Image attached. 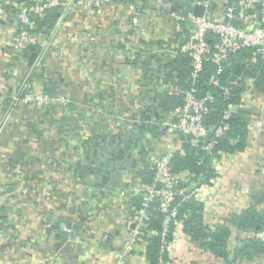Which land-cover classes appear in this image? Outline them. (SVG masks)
I'll return each mask as SVG.
<instances>
[{"label":"crops","instance_id":"1","mask_svg":"<svg viewBox=\"0 0 264 264\" xmlns=\"http://www.w3.org/2000/svg\"><path fill=\"white\" fill-rule=\"evenodd\" d=\"M116 1L101 15L71 10L57 40L34 52L31 65L28 59L18 75L11 71L15 22L0 20V123L6 120L0 132V264H149L146 255L125 253V219L135 190L145 184L142 171L150 156L166 147L162 123L170 94L180 91L163 68L174 56L168 45L179 37L169 12L185 14L204 0ZM124 2L165 13L153 20L145 12L142 31L155 39L149 48L141 39L143 50L138 44L140 75L132 81L119 61V43H131L123 30L134 17ZM90 35L98 42L90 46L92 55L81 56L78 42ZM28 89L58 101L16 104ZM259 97L257 122L247 121L246 148L220 164L223 188L210 215L212 224H229L230 256L218 257L180 236L172 253L176 264H234V253L239 264H252L253 256L236 253L251 232L229 220L250 206L264 211V99Z\"/></svg>","mask_w":264,"mask_h":264},{"label":"built area","instance_id":"2","mask_svg":"<svg viewBox=\"0 0 264 264\" xmlns=\"http://www.w3.org/2000/svg\"><path fill=\"white\" fill-rule=\"evenodd\" d=\"M34 1L32 4L23 3L18 5L17 10L11 15L10 10L0 0V20L12 17L15 22V35L12 38V48L17 60L15 61L16 67L11 68L12 75H18L17 69L28 59L35 57L34 53H31L30 56L34 57L29 56L28 58H24L23 54L27 48L35 44H38L41 48H46L51 42L53 43L57 40L56 31H60L62 22H64L71 10L80 8L101 15L106 13V10L117 2L116 0ZM216 2L218 1H196L192 3L191 9L185 14L169 12L168 15L173 19L172 28L176 34L177 32L178 34H182L184 30L187 31L185 35L179 36L176 41L172 40L169 49L174 54L181 52L189 59L191 66L190 84L185 90H180L181 93L183 92L182 102L168 110L166 118L162 123L163 127L168 131V135L166 136L168 137L167 144L163 152L152 154L149 158L150 167L154 171L151 182L135 190V193L141 196V203L125 219L126 242L124 246L125 253H141V255L145 256L147 239L150 236V232L145 230L150 216L149 209L153 203H157L156 207L161 211L165 220L164 228L161 232V253H167L166 259L163 257L159 258L160 264H176L172 253L181 240L180 236L192 241L183 232L182 221L179 219L174 220L175 227L172 232V239H166L167 222L172 217H175L177 205H179V201L176 202V195H184L188 192L187 188L179 185L180 181L187 183L191 187L189 191L194 199L203 203L205 224L212 231L218 224H212L210 215L217 208L214 204L219 200L218 197L223 188L224 173L220 172V164L226 162V160L229 161L232 154L221 151L219 156H211V165L215 174L210 179L209 184H199L197 186H194L195 182H193V175L191 173L188 171L174 173L170 163L174 151L179 149L183 142L197 146L201 141H205L207 134L210 133L204 124V117L210 111L209 103L214 101V96L209 92H200L197 89V80L204 70L205 64H211L215 68L209 79L211 87L219 90L222 96L228 98L231 89L239 85L238 79H226L223 84L220 80L219 76L222 74L229 58L245 51L249 54L247 62L255 63L258 59L264 58V0H226V2ZM124 4L134 17L130 27L123 30L125 36L131 38L128 39L131 40V43L126 48L119 49V61L122 66L127 68L129 79L131 78L132 81L140 75L137 66L128 62V60L132 61L136 56L135 43L132 38H136L137 42L144 38V40H147V44H150L152 38L155 39L152 35L153 33L147 34L148 32L145 31L146 34L143 33L142 30L145 27L138 24L137 16L140 13L149 11L150 17L153 20H159L165 13L161 9H157V7L146 10V8L139 7L130 2H124ZM196 5L204 7L203 13L200 16L195 15L193 12V8ZM53 8L59 11L58 20L53 29L48 34L31 32V28L29 29V26H33L30 18L31 14L43 15ZM147 35L149 36L147 37ZM95 42H98V38L94 35L88 36L86 42H78L81 56L92 55L90 46ZM85 46L87 47L85 48ZM148 48L145 47L144 49ZM133 71L136 72V75ZM255 79L256 77L252 76L243 78L244 89L240 93V101L235 105L229 103L227 108L224 109L222 122L214 130L215 135H222L228 129L227 120L231 118L238 108L250 110L248 123L250 119L256 121L257 111L259 112L261 108L258 103L262 102L259 96H262L264 99V93H261L256 88ZM256 92L259 96L256 95ZM14 101L16 104L22 103L28 106H35L37 104L58 101V98L48 93L32 92V90L28 89L23 96H17ZM5 123L6 120L0 123V132ZM212 146L213 141L206 143L202 148L210 152ZM238 229L244 232H251V239H256L262 244L263 252L253 256L252 264H263L264 226L257 231ZM228 243L234 244L229 238L227 240V247ZM235 258L234 264H239L241 257L234 253L233 260Z\"/></svg>","mask_w":264,"mask_h":264},{"label":"trees","instance_id":"3","mask_svg":"<svg viewBox=\"0 0 264 264\" xmlns=\"http://www.w3.org/2000/svg\"><path fill=\"white\" fill-rule=\"evenodd\" d=\"M1 1L7 9L8 7L10 8L11 5V8L8 10L13 12L17 10V6L20 4H32L35 2L34 0ZM58 12V9L53 8L45 12L43 15L31 14L30 18L33 26H29V29L31 28V32L48 33L51 29H53L56 21L58 20ZM138 44L143 50L141 46L143 41L136 43L134 45L136 56L132 61L128 60V62H131L136 66L139 65V57L137 54ZM127 45H129V42L126 40L124 42H120L118 47L119 49L126 48ZM147 45L149 46V44L146 43V46ZM157 46L158 49H161V46ZM40 48L41 47L38 44L27 48L23 54L24 58H28L31 53L33 54L34 52H37ZM248 56L249 54L245 51L230 57L222 71V74L219 76L222 84L226 79H238L239 85H236L231 89L228 98L222 96L219 90L212 88L209 84V79L215 69L213 65L205 64L204 70L197 80V89L200 92L206 91L214 96V101L209 103L210 111L204 117V124L210 131V137L208 140L201 141L197 146L183 142L179 149L174 151L172 158L170 159L172 171L174 173L188 171L193 175V182H195L194 186L199 184H209L210 179L214 176L215 172L211 165V156H219L221 151L231 154L240 152L243 151L248 144L247 120L251 112L246 108H238L233 113L231 118L227 120L228 129L225 130L222 135L217 136L214 133L215 128L222 122V113L224 109L227 108L229 103L233 105L239 103L240 93L244 89V77H256V88H258L261 93H264V58L258 59L255 63H251L246 61ZM16 60L17 57L15 56V61ZM163 68L167 74V78L170 80L173 79L177 85L179 84L181 91L185 90L189 86L191 66L187 56L181 52H177L172 58L168 59L164 63ZM42 75L43 73L37 76ZM26 91L27 90H23L19 95H24ZM181 91H179V94L178 91L177 94H170L167 108L168 110L174 105L182 102L183 92L181 93ZM211 141H213V146L210 152L202 148L203 145ZM153 173L154 171L151 169L150 162L148 161L142 171V176L144 177V180L146 179L144 185L151 182ZM179 185L187 188L188 192L184 195H176V202L179 201V205H177V213L175 217H172V219L167 222L168 230L166 232V239H172V232L175 227L174 220L179 219L182 221L183 232L192 241L198 242L200 246L211 250L218 257L228 259L230 254L227 247V240L231 233L230 227L227 223H218L212 231L204 222L203 203L194 199L189 191L191 187L187 183L180 181ZM134 198L133 209L138 207L141 203L140 195H135ZM156 206L157 203H153L151 205V208L149 209V220L145 228L147 232H150L145 249V255L149 264H160V257H163L164 259L167 258V253H161V232L164 228L165 220L163 214ZM229 221L235 227L240 229L257 231L264 226V211H259L250 206L240 212L233 213ZM262 252L263 246L258 240L247 239L240 251H237L236 253L251 257L256 254H261Z\"/></svg>","mask_w":264,"mask_h":264},{"label":"water","instance_id":"4","mask_svg":"<svg viewBox=\"0 0 264 264\" xmlns=\"http://www.w3.org/2000/svg\"><path fill=\"white\" fill-rule=\"evenodd\" d=\"M193 9H194V10H193L194 14L200 16V15H202V13H203L204 7H203L202 5H196ZM146 18H147V14H145V13H140V14L138 15L137 21H138L139 24L144 25V24H145V21H146ZM32 59H33V58H30V60H29V62H28V65H31ZM209 137H210V133L207 134V136H206V140H208Z\"/></svg>","mask_w":264,"mask_h":264}]
</instances>
